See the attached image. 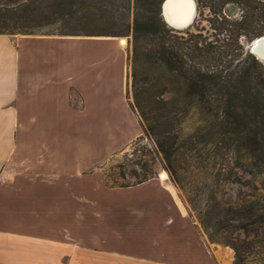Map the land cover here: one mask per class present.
<instances>
[{"label":"trees","instance_id":"trees-1","mask_svg":"<svg viewBox=\"0 0 264 264\" xmlns=\"http://www.w3.org/2000/svg\"><path fill=\"white\" fill-rule=\"evenodd\" d=\"M230 1L243 0H197L214 12L211 20L219 38L210 41L170 28L161 14L163 0H6L0 3V32L53 23L61 30L52 34L131 35V104L164 158L170 163L175 159L181 147L180 124L196 110L207 132L199 135L195 130L187 137L191 149L197 138L214 142L222 133L226 143L216 146L230 151L229 164L264 174V65L252 53L235 62L243 53H238L241 36L251 37L259 26L247 14L233 21L222 16ZM217 57L230 59L219 67L207 64ZM170 84L173 95L166 96ZM225 165L221 159L222 170ZM223 175L216 173L214 182ZM201 221L212 241L233 248V264H247L254 248L264 247V194L232 204L218 200L212 190ZM237 231L244 237H232Z\"/></svg>","mask_w":264,"mask_h":264},{"label":"rangeland","instance_id":"rangeland-1","mask_svg":"<svg viewBox=\"0 0 264 264\" xmlns=\"http://www.w3.org/2000/svg\"><path fill=\"white\" fill-rule=\"evenodd\" d=\"M5 1L0 0V3ZM195 1L197 14L194 21L180 30L170 28L176 32H184L185 36L191 33L199 34L202 40L207 38L210 41L214 39L217 31L211 20L215 18L214 12ZM229 3L239 6V10L231 16L225 13V7ZM247 5L249 7H246L244 0L241 3L230 1L226 3L222 13V16L230 21L247 14L249 21L259 26L258 32L253 33L251 37L241 36L242 50L239 49L238 53L242 51L243 53H240L235 62L250 53L248 44L252 39L264 34V0H247ZM60 30L59 25L52 23L15 29L12 32L46 34ZM185 31H188V34ZM224 35L226 32L221 34L220 38ZM119 37L127 39L131 55V35ZM218 38L219 36L215 37ZM255 58L264 65V61L256 56ZM225 59L227 62L230 57H217L209 60L207 64L219 67L225 64ZM129 65L132 94L131 61ZM172 86L170 84L167 87L166 96L173 95ZM159 89L155 88L154 91L157 92ZM106 101L107 124H98L106 136V144L99 146L98 153L91 152L84 157L79 155V144L85 141L88 145L87 141L93 140L91 128L96 124H84L86 128L83 130L76 124L75 160L67 162L69 164L68 166L66 164L67 169L59 172L61 176L42 178L44 184L55 183L59 188L64 186V192L54 194L52 202L50 201L54 206L59 204L58 227L70 233L69 240L63 239V235L60 234L59 248L74 246L76 250L74 264H81L85 260L80 252H90L96 256L100 252L102 254L107 252V257L98 256L91 259L96 260V263L98 260L107 259V264H133L131 255L144 260L145 262L141 261L143 264H233L235 259L233 248L212 241L201 221L208 195L213 190L218 200L232 204L252 200L257 195L264 194V174H250L242 167L235 166L233 162L229 164L227 160L231 157L230 151L216 146V142H219L220 146L226 143V136L222 133H218L214 142L201 139L198 141L197 138L195 148L191 149L187 137L195 130L201 132L199 135L207 132L205 120L196 110L189 113L180 124L181 147L171 163L155 148L152 137L145 133L127 147L112 154L122 146L137 119L133 110L130 107L128 110L126 105L118 106L116 115L110 113L112 107L109 104L114 100L112 96H107ZM192 141L194 142V139ZM98 157L108 159L100 162ZM221 159H226L227 162L223 170L219 166ZM100 165L105 176L95 171V166ZM163 171L169 174V179L165 183L161 180ZM220 172L224 173V179L216 183L214 175ZM151 180L158 186L173 183L184 209L178 211L171 199L157 190L155 183L144 185ZM139 185L144 186L136 188ZM233 236L243 238L244 234L237 231L232 234ZM112 252L122 255L115 257ZM250 256L247 264H261L260 258L264 256V247L256 246ZM69 259L60 257L59 263L63 261L67 264L70 262Z\"/></svg>","mask_w":264,"mask_h":264},{"label":"crops","instance_id":"crops-1","mask_svg":"<svg viewBox=\"0 0 264 264\" xmlns=\"http://www.w3.org/2000/svg\"><path fill=\"white\" fill-rule=\"evenodd\" d=\"M120 42L107 35L0 32V264H60V257L74 264V246L59 248L60 234L69 240L70 233L58 227L59 204L51 203L64 186L60 190L42 178L59 176L75 160L76 124L81 130L96 124L93 140L79 144V155L96 153L106 144L98 124H107V96L114 100L110 113L126 105L137 119L112 154L144 134L131 104L130 50ZM95 171L103 173L101 165ZM152 183L178 211L184 209L178 193L153 180L144 185ZM106 253L80 252L81 264H107V259L91 260ZM131 257L133 264L145 262Z\"/></svg>","mask_w":264,"mask_h":264},{"label":"bare ground","instance_id":"bare-ground-1","mask_svg":"<svg viewBox=\"0 0 264 264\" xmlns=\"http://www.w3.org/2000/svg\"><path fill=\"white\" fill-rule=\"evenodd\" d=\"M167 19L172 26L185 28L192 23L197 14V5L195 0H168L167 1ZM264 35V34H263ZM262 36V35H260ZM121 45H126L127 39H120ZM257 51L260 56L264 57V43L258 45ZM169 179L166 171L162 172L161 180L165 183ZM167 187L176 195L177 190L173 184L168 183Z\"/></svg>","mask_w":264,"mask_h":264},{"label":"water","instance_id":"water-1","mask_svg":"<svg viewBox=\"0 0 264 264\" xmlns=\"http://www.w3.org/2000/svg\"><path fill=\"white\" fill-rule=\"evenodd\" d=\"M167 1L168 0H163V2L161 4V14H162V17L165 20V22L168 24L169 27H172L174 29L180 30L181 28H177L175 26H172L170 24V22L168 21V19H167V5H166L167 4ZM238 10H239V7L235 3H229L225 7V12L228 15H234ZM260 43H264V35L258 36V37H255L254 39H252L249 42V44H248V49L250 50V53L254 54L257 58H259L260 60L264 61V57L260 56L259 53H258V51H257L258 45Z\"/></svg>","mask_w":264,"mask_h":264},{"label":"flooded vegetation","instance_id":"flooded-vegetation-1","mask_svg":"<svg viewBox=\"0 0 264 264\" xmlns=\"http://www.w3.org/2000/svg\"><path fill=\"white\" fill-rule=\"evenodd\" d=\"M237 6H238V4H236ZM239 7V6H238ZM226 13V12H225ZM227 14V13H226ZM228 15V14H227ZM229 16H231V15H229Z\"/></svg>","mask_w":264,"mask_h":264}]
</instances>
